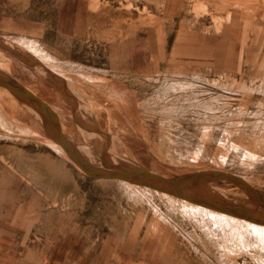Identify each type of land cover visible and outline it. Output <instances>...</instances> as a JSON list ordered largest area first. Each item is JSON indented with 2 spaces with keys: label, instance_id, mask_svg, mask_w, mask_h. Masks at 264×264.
<instances>
[{
  "label": "rangeland",
  "instance_id": "374dc122",
  "mask_svg": "<svg viewBox=\"0 0 264 264\" xmlns=\"http://www.w3.org/2000/svg\"><path fill=\"white\" fill-rule=\"evenodd\" d=\"M204 2L0 0V73L50 104L75 150L101 168L221 170L264 190V0L235 5L233 67L209 54L232 6ZM43 124L0 86V264H264V232L91 178ZM204 187L250 206L230 180Z\"/></svg>",
  "mask_w": 264,
  "mask_h": 264
},
{
  "label": "water",
  "instance_id": "95a60500",
  "mask_svg": "<svg viewBox=\"0 0 264 264\" xmlns=\"http://www.w3.org/2000/svg\"><path fill=\"white\" fill-rule=\"evenodd\" d=\"M0 86L6 87L21 103L32 105L40 113L44 121L43 126L46 134L53 138L63 148L67 156L91 178L128 181L174 195L194 204H200L236 217L264 224V190L253 186L242 176L221 170H202L181 177H167L146 167H136L130 170L119 169L116 171L92 165L87 162L80 152L75 150L72 143L67 139L63 132L60 116L50 104L23 87L15 78L9 75L0 73ZM220 179L230 180L237 184L249 196L250 206L245 204L231 205L210 196L204 185ZM190 190L208 198H197L190 195Z\"/></svg>",
  "mask_w": 264,
  "mask_h": 264
},
{
  "label": "crops",
  "instance_id": "0c3cea01",
  "mask_svg": "<svg viewBox=\"0 0 264 264\" xmlns=\"http://www.w3.org/2000/svg\"><path fill=\"white\" fill-rule=\"evenodd\" d=\"M221 1H225V3H222ZM240 2L241 0H205L204 2L209 6L217 4H227L229 7L232 6L231 15L229 18H227L223 13L224 23L222 25V31L212 34V41H214L215 45L219 47L217 49L210 48L209 50L210 57H214L216 67L219 66L220 62H225L226 64H229L233 67L237 64L239 59L240 51L237 48L234 49L231 47V44L228 42V37H230L233 32H240V36L243 34V28L240 24L241 13L235 8V5L240 4ZM176 3L180 2L176 1ZM251 34H253V32H251ZM251 34L248 33V36H252ZM241 53L242 55L240 58L244 60L245 54L247 53L246 49H243ZM263 68L264 66L261 67L259 64V69L262 70Z\"/></svg>",
  "mask_w": 264,
  "mask_h": 264
},
{
  "label": "bare ground",
  "instance_id": "6f19581e",
  "mask_svg": "<svg viewBox=\"0 0 264 264\" xmlns=\"http://www.w3.org/2000/svg\"><path fill=\"white\" fill-rule=\"evenodd\" d=\"M222 3H225V1H221ZM30 106H32V105H30ZM31 108V107H30ZM36 110V109H35ZM36 112H37V117L41 120L42 119V117H41V115H40V113H38V111L36 110ZM52 144H54L55 146H56V142H52ZM57 148H60V146H56ZM63 149V148H62ZM79 149H80V151H82L83 153H85L82 149H81V147H79ZM82 152H80V154L82 155V156H84V158H86V160H87V162L88 163H90V164H92V165H96V166H98V167H100L98 164H97V162H96V160H95V158H93L92 156L91 157H89V155H88V158H87V153L84 155ZM86 156V157H85ZM119 169H117L116 171H118ZM165 194V193H164ZM179 200V199H178ZM180 201H182L184 204H188L189 206H191V207H193V208H198L199 210H201V211H204V210H207L209 213H211V214H213V215H215V216H221L222 218H224V219H226V220H228V221H230V222H233L235 225H243V226H245V227H252L256 232H264V224H259V223H256V222H253V221H250V220H248V219H245V218H241V217H236V216H233V215H230V214H228V213H225V212H222V211H217V210H214V209H211V208H208V207H206V206H203V205H200V204H198V205H196V204H193V203H191V202H188L187 200H180ZM231 217H235V218H238V219H243V221H240V222H238L237 220H232V219H230ZM261 239V238H260ZM240 240V239H239ZM261 241H262V243H261V248L263 249V251H264V239L262 238L261 239ZM258 254H262V256L264 255L263 254V252H261V251H259L258 252Z\"/></svg>",
  "mask_w": 264,
  "mask_h": 264
}]
</instances>
